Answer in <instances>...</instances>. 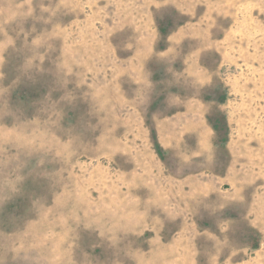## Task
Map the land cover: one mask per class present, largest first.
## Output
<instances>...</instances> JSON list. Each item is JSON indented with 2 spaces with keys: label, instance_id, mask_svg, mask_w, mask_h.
I'll return each instance as SVG.
<instances>
[{
  "label": "rangeland",
  "instance_id": "1",
  "mask_svg": "<svg viewBox=\"0 0 264 264\" xmlns=\"http://www.w3.org/2000/svg\"><path fill=\"white\" fill-rule=\"evenodd\" d=\"M0 264H264V0H0Z\"/></svg>",
  "mask_w": 264,
  "mask_h": 264
}]
</instances>
